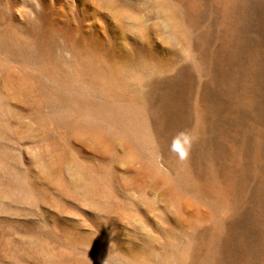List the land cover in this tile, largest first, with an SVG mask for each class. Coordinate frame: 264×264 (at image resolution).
Listing matches in <instances>:
<instances>
[{"label": "rangeland", "instance_id": "1", "mask_svg": "<svg viewBox=\"0 0 264 264\" xmlns=\"http://www.w3.org/2000/svg\"><path fill=\"white\" fill-rule=\"evenodd\" d=\"M0 264H264V0H0Z\"/></svg>", "mask_w": 264, "mask_h": 264}]
</instances>
